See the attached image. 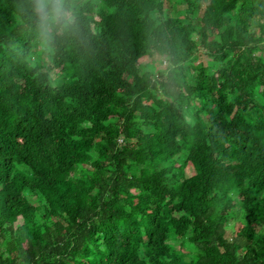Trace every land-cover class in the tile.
Masks as SVG:
<instances>
[{
  "label": "trees",
  "instance_id": "1",
  "mask_svg": "<svg viewBox=\"0 0 264 264\" xmlns=\"http://www.w3.org/2000/svg\"><path fill=\"white\" fill-rule=\"evenodd\" d=\"M44 7L0 0V264H264V0Z\"/></svg>",
  "mask_w": 264,
  "mask_h": 264
},
{
  "label": "clouds",
  "instance_id": "2",
  "mask_svg": "<svg viewBox=\"0 0 264 264\" xmlns=\"http://www.w3.org/2000/svg\"><path fill=\"white\" fill-rule=\"evenodd\" d=\"M43 12L52 28L59 26L61 29H67L73 19L65 7V0H45ZM52 35L54 38L55 33L53 32ZM47 43L49 41H46Z\"/></svg>",
  "mask_w": 264,
  "mask_h": 264
},
{
  "label": "rangeland",
  "instance_id": "3",
  "mask_svg": "<svg viewBox=\"0 0 264 264\" xmlns=\"http://www.w3.org/2000/svg\"><path fill=\"white\" fill-rule=\"evenodd\" d=\"M183 7L182 6H178V9H182ZM175 9V5L174 3H170L166 8H165V13H170L169 10H174ZM194 38V36H192ZM159 58H147V59H144V60H141V64H149V68L148 70L150 71H153V72H156L157 70L159 69H163L164 66L167 64L166 62H164L163 60L159 61L158 60ZM120 141V140H119ZM185 174L186 175H189L190 174V170L188 168L185 169Z\"/></svg>",
  "mask_w": 264,
  "mask_h": 264
}]
</instances>
